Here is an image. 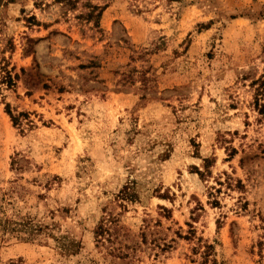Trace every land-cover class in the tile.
Wrapping results in <instances>:
<instances>
[{
    "label": "rangeland",
    "instance_id": "374dc122",
    "mask_svg": "<svg viewBox=\"0 0 264 264\" xmlns=\"http://www.w3.org/2000/svg\"><path fill=\"white\" fill-rule=\"evenodd\" d=\"M54 1L0 5V219L39 227L30 241L0 226V264H201L207 245L217 264H264L249 86L264 72V0H78L66 14ZM86 3L104 7L99 30L75 18ZM133 68L149 90L115 86ZM5 103L32 126L14 127ZM125 187L135 201L117 199Z\"/></svg>",
    "mask_w": 264,
    "mask_h": 264
},
{
    "label": "trees",
    "instance_id": "16d2710c",
    "mask_svg": "<svg viewBox=\"0 0 264 264\" xmlns=\"http://www.w3.org/2000/svg\"><path fill=\"white\" fill-rule=\"evenodd\" d=\"M12 0H0V5H4L5 3H10ZM39 3L41 0H38ZM57 4L61 5L62 13L66 14L69 11H73L76 8L78 0H55ZM84 8H88L87 12H82L77 15L75 18L79 24L85 23L89 24L92 23L94 28H98L99 30V21L104 10V7L91 5L90 3H86L83 5ZM28 22L32 23V25L39 26V23L35 20L32 16L28 19ZM120 42V43H119ZM122 43V45H121ZM117 46L119 48H126L127 50L131 51L133 55L129 57L131 61L136 59V51L132 50V46L128 42L126 38L118 39ZM98 63L96 61H89L88 64H81L79 65V69H87V68H97ZM114 74L119 76V79L116 81L115 86H120L122 89H126L128 87H132L137 81L140 82L142 91L149 90L148 84L150 83V79L146 76V72H138L136 69H128L126 71H122L120 73L114 72ZM17 75H11L10 72L4 71V75L2 76L1 83L4 84L7 88H11L15 86V82L17 81ZM104 85V81H96ZM249 86L254 91V107L257 109L258 113L264 118V104L260 103V101L264 98V72L256 79H253ZM59 92H62V87L58 89ZM5 112L8 115L12 125L14 127H20L22 122L25 123L27 126H32L33 122L29 119V114L25 112H19L17 115H14L9 104L5 103ZM231 152H234V149H231ZM127 187L123 188L122 191L116 196L117 199L122 201H135L137 199V195L134 191L130 192ZM0 226L1 232L9 234L11 236H15L20 238L21 240H33V238L37 235L36 232L39 231V227L35 226L29 220L22 219L20 221H10V220H1L0 219ZM218 228V227H217ZM108 234V229L106 228L105 223L100 222L96 229L94 230V236L97 238L98 242H101L104 239V236ZM58 243V248L65 253L75 252L78 248V244L73 241L66 239L65 237H59L55 239ZM212 246H206V252L203 254V261L201 264H217L216 260L212 259L211 261L208 257L211 255L210 251L212 250Z\"/></svg>",
    "mask_w": 264,
    "mask_h": 264
}]
</instances>
